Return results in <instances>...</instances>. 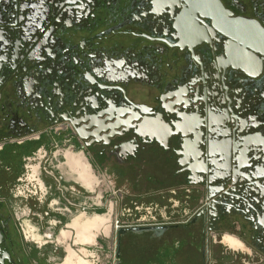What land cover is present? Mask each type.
Instances as JSON below:
<instances>
[{
    "label": "flooded vegetation",
    "instance_id": "obj_1",
    "mask_svg": "<svg viewBox=\"0 0 264 264\" xmlns=\"http://www.w3.org/2000/svg\"><path fill=\"white\" fill-rule=\"evenodd\" d=\"M27 222L55 264H264V0H0V264L47 263Z\"/></svg>",
    "mask_w": 264,
    "mask_h": 264
},
{
    "label": "crops",
    "instance_id": "obj_2",
    "mask_svg": "<svg viewBox=\"0 0 264 264\" xmlns=\"http://www.w3.org/2000/svg\"><path fill=\"white\" fill-rule=\"evenodd\" d=\"M91 176V178L93 177V175H90ZM89 176V177H90ZM87 179H88V177L87 176H85ZM86 179V180H87ZM88 181H90V180H87V183H88ZM92 222H89V224H90V227L91 228H94L96 225H98L99 223H102V221L101 220H98V219H92L91 220ZM103 224H104V222H103ZM42 226L44 227V224H42ZM22 230H23V232H24V235H25V238H26V242H27V244H38V245H40L41 244V242H42V240H47L48 238H44V239H42V238H40V237H38L37 235V237L35 236V234H34V228H33V226L31 225V224H29L28 222L27 223H23L22 224ZM86 234H87V232H86ZM64 235H65V237H64ZM71 234H70V231H68V230H66L64 233H63V236H62V241H63V244H65V247H66V249L67 248H69V249H71V242H70V239H71ZM85 239H89V237L87 238V237H85ZM45 240H44V242H45ZM90 240V239H89ZM72 250H74V249H72ZM75 252V251H74Z\"/></svg>",
    "mask_w": 264,
    "mask_h": 264
},
{
    "label": "bare ground",
    "instance_id": "obj_3",
    "mask_svg": "<svg viewBox=\"0 0 264 264\" xmlns=\"http://www.w3.org/2000/svg\"><path fill=\"white\" fill-rule=\"evenodd\" d=\"M73 157L74 156H72V155H68V157H67V163L72 164V161L74 160ZM77 162H78V160H77ZM76 167H77V164H76ZM78 176H81V173L80 172H79V175ZM92 179H93V177H92ZM88 183L90 185H93L94 181L93 180H90V181H88ZM90 231L91 232L90 233L87 232V234L82 232L81 233V237H83V236H85L87 238L89 237V238H91L94 241V238L96 236L95 235V230H90ZM66 260H65V262H63V264H67L68 262H69L68 264H86V262H83L82 259H80V257H76V256H71L70 261L68 260L67 263H66Z\"/></svg>",
    "mask_w": 264,
    "mask_h": 264
},
{
    "label": "rangeland",
    "instance_id": "obj_4",
    "mask_svg": "<svg viewBox=\"0 0 264 264\" xmlns=\"http://www.w3.org/2000/svg\"><path fill=\"white\" fill-rule=\"evenodd\" d=\"M45 221L43 222L44 227L46 226V223H47V222L45 223ZM47 226H49V225L47 224ZM44 240H42V242H41L42 248L40 250V253H43V258H45L47 260L46 264H55V262H57L56 261L57 256L52 252L51 247H50V243L49 242L46 243V242H44Z\"/></svg>",
    "mask_w": 264,
    "mask_h": 264
},
{
    "label": "water",
    "instance_id": "obj_5",
    "mask_svg": "<svg viewBox=\"0 0 264 264\" xmlns=\"http://www.w3.org/2000/svg\"><path fill=\"white\" fill-rule=\"evenodd\" d=\"M128 229H130V228H120V229H117V230H114V231H116L117 234H120L122 232H126V230H128Z\"/></svg>",
    "mask_w": 264,
    "mask_h": 264
},
{
    "label": "built area",
    "instance_id": "obj_6",
    "mask_svg": "<svg viewBox=\"0 0 264 264\" xmlns=\"http://www.w3.org/2000/svg\"><path fill=\"white\" fill-rule=\"evenodd\" d=\"M116 227H117V224H116ZM44 236H45L46 238H48L47 240H50V234H49V233H45Z\"/></svg>",
    "mask_w": 264,
    "mask_h": 264
}]
</instances>
